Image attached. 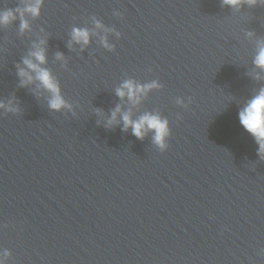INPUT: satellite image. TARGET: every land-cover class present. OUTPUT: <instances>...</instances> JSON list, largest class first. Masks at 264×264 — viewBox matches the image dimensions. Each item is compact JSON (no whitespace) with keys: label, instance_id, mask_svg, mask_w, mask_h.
Returning <instances> with one entry per match:
<instances>
[{"label":"water","instance_id":"95a60500","mask_svg":"<svg viewBox=\"0 0 264 264\" xmlns=\"http://www.w3.org/2000/svg\"><path fill=\"white\" fill-rule=\"evenodd\" d=\"M261 42L264 14L151 113L168 147L131 133L26 264H264V159L239 121Z\"/></svg>","mask_w":264,"mask_h":264},{"label":"clouds","instance_id":"9594fccd","mask_svg":"<svg viewBox=\"0 0 264 264\" xmlns=\"http://www.w3.org/2000/svg\"><path fill=\"white\" fill-rule=\"evenodd\" d=\"M41 2L42 0H33L32 3L25 4L22 9L18 7L16 9H7L0 12V24L7 25L13 22L16 19V14L19 13L21 18L20 30L23 32L29 27L27 20L24 19V14L28 13L34 17L39 15ZM244 2L245 0H223L225 5L232 7H237ZM246 2L250 5H254L257 3V0H246ZM97 23L99 26V22ZM89 35L87 29L73 28L72 30V39L77 43H82L84 45L88 44ZM105 45L107 46L106 41ZM57 55L58 58H60V54ZM31 56L35 58L36 62H33L32 59H25L23 63L26 65L27 69L35 73V79L40 81L43 87L51 93L49 107L57 111L64 107H68L66 101L60 94L58 83L53 78L50 71L41 67V65L46 62L44 49L38 47L36 51L31 53ZM254 63L258 68L264 70V42H261L258 47ZM18 75L22 78V86L33 80V76L24 68L19 69ZM155 87H158L155 82L140 85L132 80H127L121 87L116 89V95L121 99L127 97L133 104H137L142 94ZM2 106L3 105H0V107ZM118 114L121 116L124 131L131 128L132 134L141 140L151 131L154 133L153 142L159 146L162 151L168 147L165 142L169 135L168 121L166 119H162L158 114L145 113L139 119L133 120L131 111L122 112L121 106L117 105L112 111L111 117L108 119L105 126L111 127L113 124L118 123ZM239 121L243 128L254 137L258 144V155L264 159V88H261L258 94L250 99L239 111Z\"/></svg>","mask_w":264,"mask_h":264}]
</instances>
